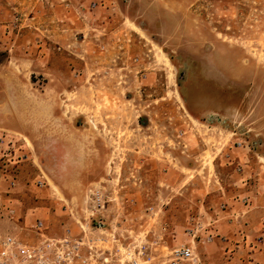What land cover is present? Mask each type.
I'll use <instances>...</instances> for the list:
<instances>
[{
	"label": "rangeland",
	"instance_id": "obj_1",
	"mask_svg": "<svg viewBox=\"0 0 264 264\" xmlns=\"http://www.w3.org/2000/svg\"><path fill=\"white\" fill-rule=\"evenodd\" d=\"M109 1L114 11L102 18L116 39L102 55L88 36L86 66L73 54V36L90 30L73 32V0H0V49L28 60L12 59L5 85L26 88L33 116V94L61 89L45 95V117L54 107L60 122L44 126V153L17 134L45 185L7 187L2 196L37 213L50 237L100 225L114 233L95 234L114 260L162 264L184 242L188 199L217 174L214 152L235 139L264 151V0ZM124 32L129 41L114 46ZM84 69L107 74L85 88L72 77ZM54 139L66 149L49 150ZM46 168L60 171L61 185ZM4 213L0 206V220H13Z\"/></svg>",
	"mask_w": 264,
	"mask_h": 264
},
{
	"label": "crops",
	"instance_id": "obj_2",
	"mask_svg": "<svg viewBox=\"0 0 264 264\" xmlns=\"http://www.w3.org/2000/svg\"><path fill=\"white\" fill-rule=\"evenodd\" d=\"M108 1L73 0V32L79 28H81V32L85 28L90 30L82 33V36H73V54L78 60L84 61L86 66L89 54H87L88 50H83L82 45L86 42V38L89 36L90 41H94L93 43L102 54L106 49L105 41L116 33L114 32L116 29L108 28V22L102 18L105 12L110 11ZM91 3L95 4L93 9H90ZM65 5L68 7L70 4L68 2ZM34 14L31 16L32 19L35 17ZM78 20H87V23L82 24L83 22L80 23ZM34 29L38 30V28ZM124 33L126 36L117 37L119 44L115 41V45L112 43L114 46L124 45L123 42L129 37L128 33ZM115 39L114 37L110 41L114 42ZM34 44L32 42L31 46ZM31 46L29 49L32 48ZM37 50V55L41 57L40 55L44 53L41 45L37 46ZM12 55L10 48L0 49V140L5 148L25 158L15 164L0 159V206L2 210L8 206L14 210L12 221L0 220V230L4 227V230L0 231V236L14 235L32 238L30 226L36 219L42 222L43 220L35 212L28 215V213L19 211L18 205H14L16 200L8 198L6 195L2 196V192L10 187L11 182L14 186L45 185L41 175L43 171L36 165L33 154H31L32 149L30 150L24 139H20L21 137H18L17 134L27 137L35 145L38 154L44 153L43 148L46 147L44 143L49 142L44 126L48 125L47 122H51L52 125H59L60 122L56 117L57 112L54 107L52 118L45 117L44 104H48L44 102L45 95L50 93L49 90H52V93L61 94V89L58 86H49L33 94L35 116L30 115L26 88L19 86L11 89L5 85V78L10 75ZM27 61L25 58L14 60L15 64H19L18 66ZM106 74L105 72L104 74L90 73L84 69L82 75L79 72L77 76L73 74L72 77L76 79L81 77L84 82L82 87L86 88V83L95 87L96 80H102ZM55 104L58 105V103ZM235 140L231 144H227V147H223V145L214 152L210 165L213 172L217 173L215 178L209 185L207 183L198 185V189L195 190L196 196L188 199V210H186L182 228L184 242L187 241L184 229L189 227L188 220L192 224H200L199 232L203 236L211 238L209 243L200 241L196 244V256L200 264H264V151L261 149L262 146L258 144L254 146L251 143H249L250 148H237L234 146ZM54 142V145H48L49 150L50 147L54 152L66 149L61 146L60 140L54 139ZM105 153L103 152V155ZM27 166L29 167L27 168ZM184 167L192 169L188 163ZM46 169V173L49 174L54 185H61L58 176L56 178L54 176L55 174L59 175L60 171H56L55 168ZM209 171L210 167L206 165L204 173H209ZM222 171L227 176L222 177ZM79 231L80 229H78ZM106 231L108 235L114 236L112 231ZM98 232L105 233L104 229L94 231L88 229L86 235L96 240L95 234ZM94 244L105 250L106 240H101V242L96 240ZM244 255L253 260L248 259L244 262L242 260Z\"/></svg>",
	"mask_w": 264,
	"mask_h": 264
},
{
	"label": "built area",
	"instance_id": "obj_3",
	"mask_svg": "<svg viewBox=\"0 0 264 264\" xmlns=\"http://www.w3.org/2000/svg\"><path fill=\"white\" fill-rule=\"evenodd\" d=\"M94 7L95 4L91 3L90 9ZM109 10L113 12L114 8L109 7ZM234 146L250 148V144L242 139H236ZM24 158L5 148L0 140L1 160L15 164ZM9 186L14 185L11 182ZM4 212V215L12 220L14 216L12 207H6ZM187 222L189 227L184 229L187 241L173 247L168 259L162 264H200L196 256V244L200 241L209 243L211 238L199 232L200 224H192L189 220ZM78 226L80 229L78 233H71L69 229H65L60 236L50 237L46 234L44 223L36 219L30 226L32 238L0 236V264H137L135 260H128L126 263L118 259L114 260L109 250L94 244L98 239L86 235L89 229L87 223ZM98 229L102 227L99 225Z\"/></svg>",
	"mask_w": 264,
	"mask_h": 264
}]
</instances>
